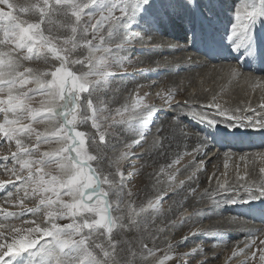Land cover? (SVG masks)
I'll use <instances>...</instances> for the list:
<instances>
[{"label":"snow or ice","instance_id":"1","mask_svg":"<svg viewBox=\"0 0 264 264\" xmlns=\"http://www.w3.org/2000/svg\"><path fill=\"white\" fill-rule=\"evenodd\" d=\"M184 4L195 6V0H184ZM146 5L151 7V0H25L23 4L0 0V137L8 142L15 141L17 151L12 154V160L19 163L21 171L27 170V176H18V179L22 185L30 186L31 195L38 198L37 206L27 209L26 213L5 211L0 214V229L6 230L0 232V264H11L15 257L23 254H29L25 264H121L118 256L120 242L115 235L121 229L139 228L141 214L151 215L161 202L162 198L158 197L156 202L149 201L147 206L137 209L130 200L125 201L124 189L128 181L120 165L129 158L127 153L112 159L109 167L114 166V172L105 173L102 168L103 153L110 150L111 131L127 128L140 132L146 121L154 119L152 107L142 98H135L130 109H116V114L121 116L119 121L113 120L105 127V121L101 120L104 113L94 99L115 78L111 70L123 68L130 59L125 53L132 43L129 35L131 21L145 10ZM97 9L102 18L93 24L92 17ZM116 12L120 15L116 16ZM28 17L35 19L29 20ZM259 17H264V0L258 3L257 0L251 3L244 0L236 7L228 36L229 42L236 41L234 50L250 36L251 25ZM106 21L107 37L100 35V43H94ZM110 44L115 47L105 46ZM81 49H86L87 55H78ZM33 62L48 67L34 69L29 66ZM75 66H79V70ZM243 74L238 66L229 65L227 75L230 78H239ZM253 79L252 76L245 77V83H251ZM31 84L37 87H28ZM257 86H261L260 82ZM38 95L43 99L39 100L40 107L37 108L31 102ZM173 98L171 92L164 98L169 107L173 110L184 108L190 119L206 123L210 128L219 124L229 132L239 129L264 133V119L238 114L254 109L229 110L216 103L215 98L207 105L196 106L185 101L173 107ZM260 107L264 108V104ZM173 119L179 120V114ZM89 122L95 134L78 130ZM36 123H47L51 130L38 132L33 128ZM162 131L160 129L157 135ZM33 133L36 144L32 148L26 147L24 139H30ZM140 135L146 133L140 132ZM197 135L201 136L200 133ZM203 137L192 150L198 155H207L209 151V139ZM141 142L133 141L136 146ZM42 143H54L60 147L33 159ZM90 147L96 150L90 151ZM224 156L227 170V160L233 156L230 152H225ZM255 158L264 161V152L256 153ZM238 159L247 165L249 154L241 153ZM175 162H179V157ZM53 166L55 174L43 171ZM259 171L264 174V167ZM13 174H16L15 169ZM223 175L227 177V171ZM113 176L118 180L112 179ZM236 181L232 184L227 178L223 182L218 180V187L213 190L218 198H214L213 203L218 204L219 198L224 196L231 197L230 204L237 203V198L245 204L255 198H264V183H239L245 181V176L239 173V165ZM28 195L26 188L25 198ZM131 195V192L127 193V196ZM112 196L117 197L115 201ZM20 203L23 204V200ZM41 213L43 223L24 218L26 214L39 217ZM61 220L69 222L61 224ZM11 221L31 226H17ZM260 246H264V230L249 231L245 235L244 247L234 250L233 255H245L247 258L243 264L257 258L260 264H264V247ZM95 249H99V254ZM151 254L149 251L148 255ZM160 264H164V260Z\"/></svg>","mask_w":264,"mask_h":264},{"label":"rangeland","instance_id":"2","mask_svg":"<svg viewBox=\"0 0 264 264\" xmlns=\"http://www.w3.org/2000/svg\"><path fill=\"white\" fill-rule=\"evenodd\" d=\"M13 2L17 3V4H23V3H25V0H13ZM84 2H87V0H84ZM243 2H244V0H195V6L189 7V6H185L184 0H151L152 6L150 8L145 7L144 11L138 13L135 16L134 20L132 19L131 31H132V28H134L132 26L133 24H140V26H141V25H144V23H146V27L143 29H140V28L136 29V31H134L137 33L136 37H135V35H133V33L130 34V37L132 38V43H131V45L128 46V49L126 50V53H125L126 56L130 57V59L126 60L125 66L123 68H114L111 70L114 73L115 78L111 80V83L109 85H105L104 88H102L96 94V97H94V99L97 102V106L104 113V115L101 116V120L105 121V126L107 124H111L113 122V120L119 121L121 119V116L116 114V109L120 108L122 110L123 107L130 108L133 100L137 97V94H138L137 91L142 89V88H145L150 83L154 84L153 88L151 89V93L149 94V97H151V96L152 97L148 98L147 96H145V97H142V100L144 101V98L147 100H151L153 98V96L155 97L156 95H158L157 96L158 100H154V101L149 102L148 104L147 103H145V104L151 106L155 112L159 109L164 108L163 110L165 112L162 111L163 114H159L158 118L155 117L156 119L151 120V122L152 121L154 122L153 128L148 129V130L146 128L140 129V132H144V133H146V135L141 136L140 132H137L135 130H130L127 128H118V129H114L111 131L110 140L114 139L117 141H116V143L108 146L110 149L108 151V154H110L109 155V158H110L109 164L113 158L119 157L121 155V153H127L128 157L131 158L130 163L128 165H126L125 167H124V161H126L127 159H124L121 162L120 167L124 171L125 177L128 181V183L124 189V193H125L124 199L126 202L130 200L132 202V204L137 209H139L141 206H147L149 201L155 202V200L158 197H160L162 194L170 192V191H172L178 187H182L183 184L185 183V181L193 182L192 185L194 184V187L192 186L189 189L187 188L186 189L187 191L182 193L183 197H184V200H183L184 202H186L187 199H196L195 196L198 193L202 194L204 191L206 193H208L209 189L211 188L210 182H206V185L201 184L202 183L201 179L205 178V176H206V180H207V175H208L207 170L202 171V173L200 174L201 179L199 178V179L195 180V177L191 179V177L195 174V171L193 172L192 176L190 177V172H191L190 170L195 169V167H197V166H201L200 164L203 163V162L197 163V165L195 166V163L193 162L194 159L192 157H190L193 155L194 152L192 150L196 145L193 147L186 146L185 148L180 149L176 153H172L170 155V157L167 159L168 161L167 160L166 161L165 160L159 161L156 163V165H153V166L151 165L149 168L146 167V164L147 163L150 164V162H147L146 160L145 161L140 160V158L136 157V154L137 153L140 154V152L144 153L145 150L148 149V147H149L148 145H150V144L154 145L160 149H163V145H161V143L163 144V139H162L163 136L161 135V132H159V135H157V133L160 129H162V126H163L162 122H163L164 118H168V119L172 118L171 120L174 122H177V123H180L181 120H182V122L184 121L180 117V115H179L180 122H179V120H174L173 117L176 116V114L173 115L174 110L172 109V107H169V105H167L165 103L164 98L168 96L166 94L168 93L169 89L180 90L181 92H183V95L174 96V98L172 99V106L173 107L176 104H182V103L184 104L187 99H192V100L196 99L195 95L197 94L198 91H204L207 93H211V87H212L213 81H210L209 77H212L213 74L215 75V72L213 73V71L211 69L210 70L212 72H210L209 70H206V69H209L208 68L209 64H207L208 61L204 60L205 58H208L207 56L204 57L203 54H201L199 52L202 55V57H201V55L198 52H194L191 49H188L186 43H189V40H187V38L190 35H193V37H195V38H199V36L202 38L203 30L205 28H207V29L215 28V26L218 24L219 25L223 24L224 28L228 27V26L232 27V24L234 23V10L236 9V7L238 5H240ZM248 2L251 3V2H253V0H248ZM258 2H259V0H257V3ZM215 5L217 7L216 10L218 12V14H216V15L212 14L213 11L215 13V10H214ZM0 7H2V6H0ZM166 12H167V14H166ZM105 15H106V13H105ZM115 15L119 16L120 14H119V12H116ZM21 16L23 18L22 14H21ZM101 18H102L101 13L97 9L95 15L92 17V23L95 24ZM28 19L31 20V19H35V18L34 17H28ZM85 19L87 20L88 17H85ZM107 23L108 22L106 21L102 30L97 33V38L93 41L94 43H97V44L100 43V39H99L100 35L107 37V30H106ZM181 25H182V27H181ZM231 27L229 28L228 32H230ZM91 31H92V29L89 28V32H91ZM141 36L145 40H147V39L149 40L146 43H144V42L143 43H144V45L148 44L147 46L150 47L149 49H151V51L153 50V52H152L153 55L157 56L156 55L157 50L159 51L160 54H162V55L158 54V56L159 55L160 56L159 57L157 56V58L155 57L156 59L154 58L153 62H151L150 60L146 61V60L140 59L141 51H140V53H137L134 50L135 48L133 47V45L137 46L136 44L139 42V41H137V38L140 39ZM89 39H91V37H89ZM111 45L112 44L105 45V46L110 47ZM170 45H174L175 47H170ZM197 45H198V42L193 41L190 44V47H196ZM138 46H140V45H138ZM199 48H201V46ZM83 50L86 52L85 55H87L86 49H81L80 52L78 53V55H80V53ZM183 56H185L186 59L189 61H191L193 59V56H195L194 58L197 59L198 62L201 61V63H203V64L198 65V67L196 65H189L190 67L188 68V67H186L187 65H184L181 68H175V64L177 65V61H180L183 58ZM118 58H119V56L116 57V59H118ZM215 60H217V59H215ZM234 62L235 61H233V63ZM26 63H28V62H26ZM50 63L55 64L56 62L50 61ZM231 63H232V61H231ZM205 64L207 66H205ZM210 64H212V66H211L212 68L215 65H220V64H216V63H212V62H210ZM222 64L223 63H221V65ZM42 65H43V63H35V62L29 64V66L33 67L34 69H39V70H41V69L45 70L48 67L47 65H43V66ZM159 65H161V67H160V69H157V66H159ZM229 65H230L229 63H224L222 66L224 68H227V66H229ZM44 66H46V67H44ZM128 66L133 67V69H136L138 67L136 70H139V72L137 71L135 74H133L132 75L133 78H130L129 74L116 75L117 72L115 70H118V71L121 70L122 71L124 68H126ZM75 68L77 70H79V66H75ZM202 68H204L206 71L204 69L202 70ZM158 70H161L162 72L160 71V73L158 75H155ZM227 70H228V68H227ZM207 71H209V72L207 74H205V72H207ZM190 72H192L193 74L188 75V73H190ZM216 72H218V71L216 70ZM211 73H213V74H211ZM220 73L221 74L218 75V78H217L218 80L215 79V81L218 82V84H216V87L219 88L217 90L218 94L217 95L216 94H210V99L205 101V102L201 101L200 104H197L196 102L193 101L194 105H196V104H197L196 106L207 105L213 101V98H215L216 99L215 102L220 104L221 107H223L222 106L223 103H225L227 101L230 102L231 100H235V98L237 99V97L240 96L241 94L243 95L244 100L245 101L247 100V102H248L247 107L249 106V103L254 98L255 99L257 98L258 101L259 100L262 101V103L259 102V104L262 105L264 103L263 102L264 101V80H262L264 78L252 76L250 74V72H248V73L243 72L244 73L242 75L243 77L241 76L242 80L239 81L238 83H235L238 79H241V78H235L234 82H233L235 84H232V82L230 80L227 81L226 83H224L222 81L220 82L222 77H226V75H227L225 69L223 71H221ZM210 74H211V76H210ZM167 76H171V79H170L171 81L167 78ZM248 76H252L254 78L252 80L253 82L257 80L256 82L258 83L260 80H262V82H260L261 86L258 87L257 84H255V83H245V77H248ZM131 79H133L135 82L133 81V83H132ZM128 81H130V82H128ZM193 81H195V82H193ZM118 82H119L118 85H114L115 83L117 84ZM28 87L36 88L37 86L35 84H31ZM134 87H136V88H134ZM235 87L238 89L239 93H232L235 90ZM223 90H225L224 92L227 93L228 96L220 95L223 92ZM117 95L122 98V101L120 103H116V101H115V96H117ZM163 95H164V97H163ZM40 99H43V97L38 95L31 102L32 106L37 107V108L40 107V105H39ZM239 101L244 102L242 99H239ZM239 104H241V103H239ZM154 107H158V108H154ZM177 109L178 108H176V110ZM179 109H181V108H179ZM209 111H211V109H209ZM105 118H106V120H105ZM124 118L126 119L127 116H125ZM195 121L192 122V125H190V123H189L190 121L184 122V125L185 124L186 125H185V127H181L179 132L180 133L182 132L184 134H186V133L187 134L188 133L189 134L190 133H192V134L196 133L197 134V133H201L200 130L202 128L206 127L205 129L207 130V133H205L204 135H205V137H207L209 139V149H213L214 148V146H212L213 143L217 144L220 142V140H219L220 138L218 136L220 133L224 134L223 131L225 132V130H227V128L224 127V129H225L224 130L223 127L218 124L215 128L210 129V127L206 123L202 124L198 121L197 122H195ZM193 123H195V124H193ZM197 124H198V126L199 125H202V126L198 127V129H196V127H194V125H197ZM33 128L38 132L47 133L48 131H46V130L51 129V126L49 124L46 125V123H36V124H33ZM217 128H220V132H218L216 130ZM190 129H193V130H190ZM78 130L85 131V132L89 133L90 135L95 134L94 130L91 128L90 122L87 125L81 126ZM214 130H215V132H214ZM123 133H127L128 135L132 136V138L130 140H127V141L123 140ZM196 136H198V135H196ZM239 136H241V135H239ZM139 139H142V144H140L137 147H134L133 141L139 140ZM97 141H98V137H97ZM14 143H15V141L8 142L5 139H3L2 137H0V156L3 155V152H5V148H7L6 152L7 151L8 152L5 153L4 156L7 155L10 159V162H9L10 164L4 163V167H3V164L0 165V183L3 184V186H2L3 189L0 188V194H1V192L2 193L6 192L8 194L9 189H5V187H4L5 183L12 181L13 178H15L17 180L18 176L20 178H24V175L27 173V170L21 171L19 163L14 162L12 160V153L17 151L16 145L12 146V148L10 147ZM24 143H25L26 147H29V148L34 147V145L36 144L35 133H33L32 137L30 139L25 138ZM132 143H133V146H132ZM125 147H126V149H124ZM44 148L47 149L48 147L47 148L44 147ZM44 148H41V146H39V149H36V154L33 157V159H39L40 154L42 153ZM254 149H257V148H254ZM95 150L96 149L90 147V151H95ZM251 151L249 150L247 152H250L252 154ZM262 151H263V149H258L256 151V153L262 152ZM219 152H221V153H219ZM219 152H218L219 155H222V152L225 153V152H228V150L227 151L226 150L225 151L219 150ZM231 153H233V152H231ZM256 153H254L255 155L253 154V156L251 154L249 155L250 157H252L249 159V160H251V162L249 161L246 166H245V163H241L239 165L238 163H234L233 161L232 162L230 161V164H229L227 161V163L229 165L228 167L230 170H232V172L233 171L236 172L237 165H239V173L244 174L245 181H240L239 183L250 182L251 184H257V185L259 184L260 179L257 180V176L261 175L259 169H260V167H264V161H261L258 158H255L256 160L253 159L256 156ZM236 155H237V153H235V152L232 154V156H234V157ZM177 157H179L178 163L175 162L177 160ZM188 157H190V158H188ZM185 158H187V159H185ZM252 159H253V161H252ZM184 160H186L187 162ZM182 161H183V163H182ZM217 161H219V160H217ZM220 164L221 163H219V162H214V164L211 163V166H214V170H213L212 174L214 172H216L217 174L220 173L219 170H222L221 168H218V167H220ZM6 166H7V168H5ZM102 168H103V166H102ZM13 169H15V172H16L15 175L13 174ZM44 169H47V167ZM49 169L53 170V169H55V166H53ZM2 170H4V171H2ZM114 170L115 169H112L111 172H114ZM186 170L188 173L186 172ZM217 170H218V172H217ZM225 170L226 169L223 166V171H225ZM33 171H34V169H33ZM103 171H104V168H103ZM255 171L257 173H255ZM23 173H24V175H23ZM258 173H260V174H258ZM229 174L230 173H228V175ZM142 175H143V177L147 176V175L149 177V175H150V177H152L154 180L153 185H151V187L155 188L156 191H154L150 195H148L144 192V189H143L144 185L143 184L137 185V183L140 181V179L141 178L143 179ZM186 175H188V176H186ZM209 175H211V174H209ZM2 176H3V178H2ZM116 178L118 180V177H116ZM211 178H212V175L210 176L209 180H211ZM142 179H141V181H142ZM19 181H20V179H19ZM256 181H257V183H255ZM181 182H183V183H181ZM232 182L234 183V181H232ZM16 187L18 188V186H16ZM16 187L14 189H16ZM216 187L217 186H212V189H217ZM25 188H27V190L29 188V190L27 191L29 194L27 198H25V191L18 194V192L16 191L17 189L16 190L12 189V191H14V192H9V193H11V196L8 195L9 197L7 198V199H9L8 200L9 205L12 206L13 203H15V202L20 203V201L23 200L24 203H30V204L32 203L34 208L37 206L35 204L38 203V198L33 197L31 195V187L24 185V189ZM137 189H139V191H138L139 194H137L135 192ZM194 189L196 190V192ZM128 192H131V194H132L131 197L127 196ZM14 193L15 194L17 193V195H15ZM3 195H4V193L1 195L2 197L0 196V199H3L4 196H6V194L4 196ZM207 197H208L207 199L211 198L210 200L213 201V199L215 198V195H213V196L208 195ZM12 198H15L16 200H13ZM223 198L225 199V196ZM64 199L67 200L69 198L64 197ZM111 199L113 201L116 200L114 198V196L111 197ZM207 199L204 198L203 200L205 201ZM203 200L200 201L201 204L204 202ZM227 200L229 201L230 199L224 200L222 205L225 208L227 206L229 208H233V212L225 211L226 209H224V207L219 208L222 210V212L219 209H216V207L214 209H212V208L210 209L207 207L209 205V202L204 204V207L205 208L207 207L206 212L209 213V215L215 214V212H216L215 215H212L213 217H211L210 219L208 218L209 220L202 218L201 214L202 213L204 214L206 212L201 209L200 205L195 204L193 206H190V205H185L184 202L179 203L178 208H177L178 211L176 213V217H180V219H178L176 221V217H173V218L169 219V221L166 223L165 226H161L159 224L154 225L153 228L158 229V231L160 230V233L156 237H149V238L144 237V240H137V243H138L137 248H139L141 250L140 253H138V255L132 256L127 261V259H125L124 257H122L119 254L121 252V246L119 245L118 254H119V258L121 260V264H130V263L134 264L136 261H140V260H146V261H144L145 264H160L161 260H164V264H197L203 257H205L206 254H208V255L213 254L212 251H215V253H218V255H217L218 257H216L213 260V262H211L210 264H219V263L224 264L226 261L227 254L230 251H231V253H233L234 250H237L238 249L237 245L240 244L239 248L244 247V243L241 245V242L243 240L245 241V235L247 232H249V231L256 232L257 230H264V223L258 222L256 219L253 220V218H251V216L249 215V214H251V215L252 214H254V215L259 214L258 210H253V207H249L247 204H245V203L242 204L239 201L235 204H230V203L226 202ZM12 201H14V202H12ZM168 201L169 200H166V199L162 200L159 203L160 205H158L155 212L150 215V216L159 217L160 218V224L165 222V218H164L165 213H167L168 210H171V207H170ZM262 202L264 203V198H255L249 203H255V204L261 203V205H262L263 204ZM9 205L6 206L5 204L4 205L2 204L4 210L11 208V206L9 207ZM0 206H1V204H0ZM2 206L0 209H3ZM122 207H124V205H122ZM211 210H213V211L211 212ZM196 214L198 215L199 218H201L199 221L195 220V219L193 220L191 218V217L196 216ZM26 216H25V219H37V221L39 223H43V213H41V215L39 217H32V216L30 217V215H26ZM150 216L149 217L147 216V219L150 218ZM189 218H191L192 220H189ZM235 218H239V219H235ZM225 219L228 221L230 220V222L233 221V223H234V221H235V223L236 222L240 223L241 225L238 226L236 229H240L241 231H246V233L244 232L242 234L243 237H239V239H238V237H236L235 240H232L230 243V244H232L231 246L229 245L226 247L227 243L224 242L225 237H222L223 235L226 236L227 234H223V235L220 234L217 238H211L209 241H205L206 245H201V246H199V241H191V244H189L188 247H187V244H181L182 242L177 243L178 241H180L181 239H184L186 237H174L175 234L177 235L178 227L180 228L182 226H186L187 224H189V227H187V231H188V229L190 231V232L188 231L189 235L194 230H201L205 233V234H203L204 236H202L205 239L209 233H212V232L217 233L220 230H229L230 229L229 227L228 228L224 227L223 229L222 228L219 229L218 227L209 229L210 225H213V224L217 225V223H221ZM17 222H19V221H11V223L12 224L14 223V225H17L16 224ZM68 222H69L68 220L59 221V223H61V224L68 223ZM151 223H153V221H151ZM262 223H263V225H262ZM190 224H193V225H190ZM17 226L28 227V225H23V224L22 225L19 224ZM192 229H194V230L192 231ZM0 232H6V231H4V229H0ZM116 236L117 235H115V237H114L116 240L120 239V237L118 238ZM219 240H222L223 242H219ZM151 241H153V242H151ZM257 244H259L258 240H257ZM205 246L209 247V248L206 250V249H204ZM210 247L213 248L212 251L210 250ZM260 247H264V246H260ZM195 250H198V252H199V254L196 257H193V256L187 254L189 251H195ZM95 251L97 252V254H99V249H95ZM149 251H151V253H152L151 255H148ZM27 256H29V255L24 254L22 256H18V257H16V258H18L17 261L11 262V264H25V261L28 259ZM187 256H189V257H187ZM249 256H250V253H249ZM258 256H259V253H258ZM165 257H170V258L165 259ZM100 258L103 259L102 254H100ZM246 258L247 257L243 254H238L236 256L233 255L231 258V261L228 264H243L242 262ZM250 264H260V262L257 259L254 263H250Z\"/></svg>","mask_w":264,"mask_h":264},{"label":"bare ground","instance_id":"3","mask_svg":"<svg viewBox=\"0 0 264 264\" xmlns=\"http://www.w3.org/2000/svg\"><path fill=\"white\" fill-rule=\"evenodd\" d=\"M151 6H152V4H151ZM146 8H150L149 6H145ZM219 8V7H218ZM135 18V17H134ZM134 18H133V20H134ZM262 22V20H260V19H258L257 20V23H261ZM133 23V22H132ZM254 24V23H253ZM252 24V25H253ZM181 27H182V25H181ZM177 35V34H176ZM136 37V36H135ZM142 37V36H141ZM177 37V36H176ZM154 40V39H153ZM218 39L216 38V37H212V41H217ZM137 41H139L136 45L137 46H134L133 45V47L135 48H133L134 50H135V52H137V53H140V51H141V56H140V59H142V60H150L151 62H153L154 60V58L156 57L157 58V56H158V54H160L159 53V51L157 50V56H155V55H153L152 54V52H153V50L151 51V49H149L150 47L149 46H147L148 44H146V45H144V43H146L147 42V40H145L144 38L142 39V40H140L139 38H137ZM144 42V43H143ZM208 42V39H206V43ZM235 44H236V41L234 40L233 41ZM251 42L252 43H255L256 41L253 39V38H251ZM251 42H244V40L242 41V42H240V46L239 47H235V49L236 50H234L233 49V47H234V44L233 43H230V42H228V45L230 46V47H228V51L226 52V53H223V54H221V56L219 55L218 56V58H217V60H215V61H208L206 58L204 59L205 61H208V63H210V62H212V63H216V64H220V65H215L213 68L211 67L212 66V64H209L208 66V68L209 69H206V70H209L210 72H212L213 71V73L215 72V75L213 74V73H211V74H213V76L212 77H209V80L210 81H213V84H212V87H211V93H207V92H204V91H198L197 92V94L195 95V97H196V99H187L186 101H188L189 103H191V104H194L193 103V101L194 102H196L197 104H200L201 103V101H203V102H205V101H207V100H209L210 99V94H218L217 93V90L219 89L218 87H216V84H218V82H216L215 81V79H217L218 78V75H220L221 73V68H223V70L225 69L226 70V74H227V72H228V70H227V68H229V66H227V68H224L222 65L224 64V63H229V64H232V66H238V68L240 69V71L241 72H246V73H248V72H250V71H252L253 72V70L249 67L250 65V63H251V59L248 61L247 60V58L250 56V54H251V52L253 51V48H251ZM258 42L259 43H264V42H260L259 40H258ZM152 43V42H151ZM131 45V44H130ZM138 45H140V46H138ZM152 46V45H151ZM156 46V45H155ZM244 46V47H243ZM110 47H112V48H114L115 47V44H112ZM163 49V48H162ZM242 49V50H241ZM161 50V49H160ZM199 50V49H198ZM143 52V53H142ZM85 54H86V52L83 50L81 53H80V55L82 56H85ZM160 55H162V54H160ZM159 55V56H160ZM195 55V54H194ZM158 56V57H159ZM196 56V55H195ZM195 56H193V59L191 60V61H189V60H187L186 59V57L185 56H183V58L180 60V61H177V65L175 64V68H181L182 66H184V65H187L186 67H190L189 65H196L197 67H198V65H201V64H203V63H201V61H197V59H195L194 57ZM127 57H129V56H127ZM192 57V56H191ZM155 58V59H156ZM197 58V57H196ZM158 60V59H157ZM231 61H232V63H231ZM233 61H235L234 63H233ZM150 63V62H149ZM221 63H223L222 65H221ZM153 64V63H152ZM44 65V64H43ZM42 65V66H43ZM205 66H207L206 64H205ZM44 67H46V66H44ZM137 67V66H136ZM160 67H161V65H159V66H157V69H160ZM201 67V66H200ZM43 68V67H42ZM138 68V67H137ZM136 68V69H137ZM185 68V67H184ZM136 69H133V67H130V66H128V67H126V68H124L122 71L120 70V71H118V70H115L116 72H117V74L116 75H124V74H129L130 75V78H133V74H135L137 71L139 72V70H136ZM156 69V70H157ZM204 68H202V70H203ZM212 71H211V70ZM41 70H44V69H41ZM148 70V69H147ZM205 70V69H204ZM205 70V71H206ZM216 70L218 71V72H216ZM131 71V72H130ZM160 71L161 70H158L157 72H156V74L155 75H158L159 73H160ZM209 71H207V72H205V74H207ZM220 71V72H219ZM162 72V71H161ZM204 72V71H203ZM182 73V72H181ZM190 74H193L192 72H190V73H188V75H190ZM211 74H210V76H211ZM206 76V75H205ZM243 77V76H242ZM162 78V77H161ZM167 78L170 80L171 79V76H167ZM239 78H241V76L239 77ZM234 79L235 78H230L228 75H226V77H222V79L220 80V82L222 81V82H224V83H226L227 81H231L232 82V84H235V83H238L239 81H241L242 80V78L241 79H238L235 83H233L234 82ZM218 80V79H217ZM262 80H264V79H262ZM262 80H260L259 82H262ZM133 79H131V82L133 83ZM171 81V80H170ZM257 81V80H256ZM256 81H251V83H255V84H257V82ZM128 82H130V81H128ZM135 82V81H134ZM193 82H195V81H193ZM119 84V82L116 84H114V85H118ZM131 84V83H130ZM136 85V84H135ZM153 83H150L148 86H146L145 88H142V89H140V90H138L137 92H138V94H137V97L138 98H142V97H145V96H147L148 98H151V97H149V94L151 93V89L153 88ZM231 85V84H230ZM251 85V84H250ZM168 86V85H167ZM222 87V86H221ZM134 88H136V87H134ZM245 88V87H244ZM225 90H223V92L220 94V95H225V96H228L227 95V93H225L224 92ZM169 92H171V93H173L174 94V96H179V95H183V92H181L180 90H173V89H169L168 90V93ZM220 92V91H219ZM168 93L166 94V95H168ZM232 93H239L238 92V89L235 87V90L232 92ZM159 94V93H158ZM157 96L158 95H156L155 97L153 96V98L151 99V100H147V99H145L144 98V103H149V102H151V101H154V100H158L157 99ZM136 97V98H137ZM163 97H164V95H163ZM184 97V96H183ZM236 97V96H235ZM218 98V97H217ZM239 99H242L244 102H241V101H239ZM191 100V101H190ZM216 100V99H215ZM115 101H116V103H120L121 101H122V98L121 97H119L118 95L117 96H115ZM259 102H261L262 103V101L261 100H259L258 101V99L256 98H254L250 103H249V106L247 107V104H248V102H247V100L245 101L244 100V97H243V95L241 94L240 96H238L237 97V99L235 98V100H231L230 102H225V103H223V107L224 108H227V109H229V110H236V109H247V108H251V109H254V111H247V112H244V111H241V112H239L238 114L239 115H241V116H251V117H253V119H264V108H261L260 107V104H259ZM264 102V101H263ZM181 103V102H180ZM239 103H241V104H239ZM183 104V103H182ZM196 104V105H197ZM264 104V103H263ZM165 106V105H164ZM154 108H158V107H154ZM130 109V108H129ZM164 109V108H163ZM163 109H159V110H157L156 112L152 109V116L154 117V119H156V118H158L159 117V114H163V112L162 111H164ZM185 109L183 108H181V109H177V110H174V114L173 115H175L176 114V116L179 114L180 115V117L184 120L183 122H182V120H181V123H177V122H174V121H172L171 119H168V118H164V120H163V122H162V129H163V131L161 132V135L163 136V144L161 143V145H163V149H160V148H158V147H156V146H154V145H148L149 147H148V149H146L145 150V152L143 153V152H140V154L139 153H137L136 154V157L137 158H140V160H146L147 162H150V164L149 163H147L146 164V167L147 168H149L151 165L153 166V165H156V163L157 162H159V161H166L169 157H170V155L172 154V153H176L177 151H179L180 149H182V148H185L186 146H189V147H193V146H195L196 145V143H197V141L198 140H203L204 139V137L203 136H205L204 134L205 133H207V130L205 129V128H200L201 130H200V134H201V136H196L197 134L196 133H194V134H192V133H186V134H184V133H180L179 131H180V129H181V127H185V125H184V122H189L190 123V125H192V122L193 121H195V120H193V119H190L189 117H188V114H186L185 113V111H184ZM154 111V112H153ZM257 113H259V115H257ZM156 117V118H155ZM153 119V120H154ZM195 122H197V121H195ZM148 123H151V127L149 128L148 127ZM188 123V124H189ZM193 124H195V123H193ZM46 125H47V123H46ZM153 125H154V122L152 121L151 122V120L150 121H146L145 122V124H144V126H143V128H146L147 130L148 129H151V128H153ZM200 126H202V125H199L198 126V124L197 125H194V127H196V129H198V127H200ZM106 127V126H105ZM142 128V129H143ZM189 128V127H188ZM209 128V127H208ZM211 129V128H210ZM222 129V128H221ZM223 129H224V127H223ZM189 130V129H188ZM190 130H193V129H190ZM218 132H220V128H217L216 129ZM225 130V129H224ZM121 131V130H120ZM214 132H215V130H214ZM223 133H224V131H223ZM255 133H257V132H252V131H241V130H239V129H236V130H234V131H232V132H230V134L231 135H229V136H231L230 138H232V139H225V136L222 134V133H220L219 134V136H221V137H219L220 139V142L219 143H217V144H214L213 143V145L212 146H214V148L213 149H217V152L215 153L214 151H212V152H207V155H198V154H196V153H193V155L192 156H190V157H192L194 160H193V162L195 163V166L197 165V163H202V164H200L201 166H197V167H195V169H192V170H190L191 172H190V177L192 176V174H193V172L195 171V174L191 177V179L192 178H194L195 177V180H197V179H201V176H200V174L202 173V171L203 170H207L208 171V175H207V180H206V176H205V178H202L201 179V184H205L206 185V182H210L211 183V188L209 189V191H208V193L209 194H206V192L204 193H202V194H197L195 197H196V199H187V201L186 202H184L183 200H184V197H183V194L182 193H184V192H186L187 190V188L189 189V188H191L192 186L194 187V184L192 185V183L193 182H191V181H185V183L183 184V186L182 187H178V188H176V189H174V190H172V191H170V192H167V193H165V194H162L160 197L162 198V200H169L168 201V203H169V205H170V207H171V210H168V212L167 213H165V215H164V218H165V222L164 223H161L160 224V218L159 217H156V216H150V215H148V214H141V218H142V223H141V225L139 226V228H137V227H135V226H133L132 227V230L131 231H127V230H125V229H121L120 230V232L119 233H117L116 235V237H120V239H118V241L120 242L119 243V245L121 246V252L119 253L122 257H124L125 259H127V261H128V259L129 258H131L132 256H133V253H135V255H138V253H140V249L139 248H137V240H144V237H147V238H149V237H156L159 233H160V230L158 231V229H154L153 227H154V225H156V224H159V225H161V226H165L166 225V223L169 221V219L170 218H173V217H176V213H177V208H178V205H179V203H181V202H184L185 203V205H190V206H193V205H195V204H197V205H200L201 206V209L203 210V211H207V207L208 208H212V209H214L215 207H216V209H219V208H222V207H224L223 205H222V203L224 202V200H226V199H231V197L230 196H225V199L224 198H219V202H218V204H214L213 203V201L212 200H210V199H207L208 197V195L209 196H213L214 195V193H213V190L214 189H212V186H217L218 187V183H216V181L214 180V177L213 178H211V180H209L210 179V176L212 175V172H213V170H214V166H211V163H213L214 164V162H219V163H221L220 164V167H218V168H221L222 170H219V174H217L216 172L214 173V175L215 174H217V180H222V181H224V179H228V181H229V178L232 176V174L233 175H235L236 176V172H232V170H230L229 169V167H228V170H225V171H227V173H230L229 175H227V177H225L224 175H223V173H225V171H223V166H224V164H225V160H226V158H225V156L223 155H219V153H221V152H219V150L220 151H227V150H230V151H232L233 153L235 152V153H237V155L234 157L233 156V158L232 159H228L227 161H228V163L230 164V161L232 162H234V163H238L239 165L241 164V163H244V162H242V161H239V159H238V155L239 154H241V153H247V154H249L250 155V152H247V151H255V150H258V149H263V151L262 152H264V147L262 148V146H264V142L262 143V144H257V143H253V145H248L247 143H245V142H242V145L241 146H238V144L237 143H235V142H230V141H233V140H242V138L244 137V138H251V139H253L252 138V136H255V135H253V134H255ZM120 135V134H119ZM203 135V136H202ZM239 135H241V136H239ZM122 137V136H121ZM114 138V137H113ZM132 138V136H130V135H128L127 133H123V140H130ZM216 138V137H215ZM214 138V139H215ZM139 140H141L142 141V139H139ZM245 140V139H244ZM116 141L117 140H114V139H112V140H110V143H109V145L108 146H110L111 144H114V143H116ZM144 141V140H143ZM216 141V140H215ZM13 142V141H12ZM218 142V141H217ZM257 142V141H256ZM141 144H142V142H141ZM16 144L14 143V144H12L10 147L12 148V146H15ZM35 146V145H34ZM39 146H41V148H44V147H48L47 149H43V151H42V153L43 152H47V151H52L53 149H55V148H57V147H60L59 145H56V144H54V143H42L41 145H39ZM129 146V145H128ZM132 146H133V143H132ZM224 146V147H223ZM7 147V146H6ZM127 147V146H126ZM126 147L124 148V149H126ZM134 147H137L135 144H134ZM211 147V146H210ZM254 148H257V149H254ZM6 149L7 148H5V152H3V155L2 156H0V165L1 164H3V167H4V163H9L10 162V159H9V157L6 155V156H4V154L5 153H7L6 152ZM39 149V148H38ZM14 150V149H13ZM12 150V151H13ZM204 151V149H201V152H203ZM219 152V153H218ZM14 153V152H13ZM12 153V154H13ZM223 153V152H222ZM103 155L105 156V160H104V163H103V168H104V172L105 173H108V172H111L112 171V169H114V166L113 167H109V155L110 154H108V151L106 152V153H103ZM255 155V154H254ZM252 156H253V154H252ZM134 157V156H133ZM190 157H188V158H190ZM223 157V158H222ZM250 158H252V157H250L249 156V159ZM185 159H187V158H185ZM130 160H131V158H127V160L126 161H124V167L126 166V165H128L129 163H130ZM217 160H219V161H217ZM256 160V159H255ZM12 161V160H11ZM168 161V160H167ZM184 161H186V160H184ZM250 162H251V160H249ZM252 161H253V159H252ZM187 162V161H186ZM185 162V163H186ZM182 163H183V161H182ZM193 163V164H194ZM10 164V163H9ZM192 164V165H193ZM183 165V164H182ZM8 166V165H7ZM7 166L5 167V168H7ZM243 166V165H242ZM246 166V165H245ZM11 167V166H10ZM199 167V168H198ZM10 169V168H9ZM242 169V168H241ZM125 170V169H124ZM2 171H4V170H2ZM10 171V170H9ZM35 171V170H34ZM44 172H46V173H53V174H55V169H53V170H51V169H49V168H47V169H44L43 170ZM186 172H187V170H186ZM217 172H218V170H217ZM5 173V172H4ZM188 173V172H187ZM255 173H257L256 171H255ZM12 174V173H11ZM209 174H211V175H209ZM242 173H240V175H241ZM258 174H260V173H258ZM257 174V175H258ZM23 175H24V173H23ZM242 175H244V174H242ZM256 175V176H257ZM25 176H27V173L24 175V177ZM186 176H188V175H186ZM261 176V177H260ZM258 175L257 176V180L258 179H260V182H259V184L260 183H264V175L261 173V175ZM6 177V176H5ZM4 177V178H5ZM13 177V176H12ZM11 177V178H12ZM142 177H143V175H142ZM2 178H3V176H2ZM7 179V178H6ZM112 179H117L115 176L114 177H112ZM142 179V178H141ZM141 179H140V181L137 183V185H140V184H143L144 186H143V189H144V192L146 193V194H148V195H150L151 193H153L154 191H156L155 190V188H153V187H151V185H153V178L152 177H150V175H149V177H148V175L147 176H144L143 177V179H142V181H141ZM4 180V179H3ZM10 180V179H9ZM8 180V181H9ZM232 184H234L233 182H231ZM246 183V182H245ZM247 183H250V182H247ZM255 183H257V181L255 182ZM236 184V183H235ZM251 184V183H250ZM13 185H15V187L16 186H18V188L16 187V189H14L15 187H13ZM2 186H3V184L2 183H0V188H2ZM21 186V187H20ZM4 187H5V189H9V191H8V193L9 192H14V191H12V189H14V190H16L17 192H18V194H20L21 192H24L25 191V189H24V185L22 186V184H21V180L19 181V179H15V178H13V180L12 181H10V182H7V183H5V185H4ZM157 187V186H156ZM205 187V186H204ZM216 187V188H217ZM3 189V188H2ZM4 189V190H5ZM11 189V190H10ZM28 190H29V188H28ZM27 190V191H28ZM195 190V189H194ZM7 191V190H6ZM138 191H139V189H137L135 192L137 193V194H139L138 193ZM195 192H196V190H195ZM198 192V191H197ZM4 193V195L6 194V196H4V198L3 199H0V204H1V206H2V204L4 205H9V202H8V200L9 199H7L9 196H8V194L6 193V192H3ZM2 192H1V194H0V196L3 194ZM144 193V194H145ZM15 194V193H14ZM15 195H17V193L15 194ZM11 196V195H10ZM13 196V195H12ZM2 197V196H1ZM14 197V196H13ZM113 197V196H112ZM11 198V197H10ZM16 198V197H15ZM15 198H12L13 200H16ZM114 198L116 199L117 197L116 196H114ZM207 199V200H203V199ZM214 198V197H213ZM215 198H218V197H215ZM157 200V199H156ZM156 200H155V202H156ZM161 200V201H162ZM201 200H203L204 202L201 204L200 203V201ZM237 200L239 201V198H237ZM25 201V200H24ZM29 201V200H28ZM115 201V200H114ZM258 201V200H257ZM12 202H14V201H12ZM209 202V205L205 208L204 207V204H206V203H208ZM226 202H228V200L226 201ZM260 202V201H259ZM24 203V202H23ZM263 203V202H262ZM164 204V203H163ZM166 204V203H165ZM243 204V203H242ZM249 207H253V210H258V211H260L261 213H263L264 214V203L261 205V203L260 204H255V203H246ZM138 205V204H137ZM158 205H160V204H158ZM226 205V204H225ZM228 205V204H227ZM1 206H0V208H1ZM11 205H9V207H10ZM230 206V205H229ZM2 208H3V206H2ZM34 208V206H33V204L31 203H24V204H21V203H19V202H15V203H13L12 204V206H11V208H6L7 210H4V208L3 209H0V214H2L3 212H11V213H16V214H19V213H21V212H27V209H33ZM194 209V208H193ZM224 209H226L225 211H231V212H233V208H229L228 206L225 208L224 207ZM221 212H222V210L221 209H219ZM213 210H211V212H212ZM226 213V212H225ZM215 214H216V212H215ZM215 214H212V215H215ZM27 215V214H26ZM25 215V216H26ZM41 215V214H40ZM211 214L209 215V213H202L201 214V216H202V218L204 219H207V220H209L211 217H213ZM147 216L149 217L150 216V218H148L147 219ZM248 216V215H247ZM27 217V216H26ZM31 217V216H30ZM162 217V216H161ZM25 218V217H24ZM193 220L195 219V220H200L201 218H199L198 217V215L196 214V216H194V217H191ZM191 218H189V220H192ZM209 218V219H208ZM178 219H180V217H176V221L178 220ZM146 220V222H143V221H145ZM151 221H153V223H151ZM125 223L127 224L128 223V221H127V212H125ZM14 224V223H13ZM17 225H19V224H21L22 225V222L21 221H19V222H17L16 223ZM243 224V223H242ZM23 225H25V224H23ZM190 225H193V224H190ZM241 224L240 223H235V221H234V223H233V221H231L230 222V220L228 221V220H223L221 223H217V225H210L209 226V229H212V228H215V227H218L219 229H223L224 227H229L230 229L229 230H220L219 232H212V233H209L207 236H206V238L204 239L202 236H204L203 234H205L203 231H201V230H194V229H192V233L189 235L188 233L190 232L189 231V229H188V231H187V227H189V224H187L186 226H182V227H178V232H177V235L175 234V236L174 237H186V238H184V239H181L180 241H178L177 243H181V244H187V247L189 246V244H191V241H199V246H201V245H206V242L205 241H209L211 238H217L220 234H227L226 236H222V237H225V240H224V242L225 243H227V245H226V247L227 246H231L232 244H230L231 243V241L232 240H235L236 239V237H238V239H239V237H243L242 236V234L245 232L246 233V231H241L240 229H236L238 226H240ZM29 226H31V225H28V227ZM176 227V226H175ZM177 228V227H176ZM226 228V229H227ZM242 229V228H241ZM215 230V229H214ZM246 230V229H245ZM254 230V229H253ZM4 231H6L5 229H4ZM224 239V238H223ZM147 241V240H146ZM237 241V240H236ZM151 242H153V241H151ZM150 242V243H151ZM243 243H245V241L243 240L242 242H241V245L243 244ZM161 245V244H160ZM236 245V244H235ZM240 245V244H239ZM239 245H237V248H239L240 246ZM257 245H259V244H257ZM223 247V246H222ZM209 247H206L205 246V248L204 249H208ZM212 247H210V250L212 251ZM178 251V250H177ZM176 252V251H175ZM212 253L213 254H210V255H208V254H206L205 255V257H203L197 264H210L211 262H213V260L216 258V257H218L217 255H218V253H215V251H212ZM119 254H118V256H119ZM188 255H191V256H193V257H196L198 254H199V252H198V250H195V251H189L188 253H187ZM24 255V254H23ZM29 255V254H28ZM134 255V256H135ZM22 256V255H21ZM182 256V255H181ZM232 256H233V253H231V251L227 254V256H226V261H225V263L224 264H228L230 261H231V258H232ZM28 257V256H27ZM26 257V258H27ZM187 257H189V256H187ZM200 257V256H199ZM257 257H258V253H257ZM134 258V257H133ZM136 258V257H135ZM17 259L18 258H14L13 260H12V262H16L17 261ZM189 259V258H188ZM258 259V258H257ZM256 259V260H257ZM136 260V259H135ZM191 260V259H190ZM189 260V261H190ZM255 260V261H256ZM24 261V260H23ZM144 261H146V260H140V261H136L134 264H145L144 263ZM245 261V260H244ZM243 261V262H244ZM255 261H252L251 259H249V261H248V264H250V263H254ZM148 262V261H147ZM176 262V261H175ZM242 262V263H243ZM131 264V263H130ZM219 264H221V263H219Z\"/></svg>","mask_w":264,"mask_h":264}]
</instances>
